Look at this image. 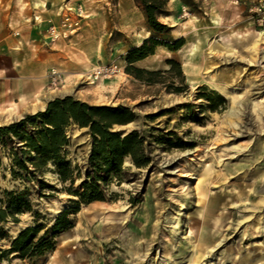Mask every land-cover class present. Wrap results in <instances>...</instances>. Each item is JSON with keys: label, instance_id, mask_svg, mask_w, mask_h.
Returning <instances> with one entry per match:
<instances>
[{"label": "rangeland", "instance_id": "rangeland-1", "mask_svg": "<svg viewBox=\"0 0 264 264\" xmlns=\"http://www.w3.org/2000/svg\"><path fill=\"white\" fill-rule=\"evenodd\" d=\"M79 1L65 5L61 15L66 30L77 28L70 33L90 20L65 55L75 70L67 75L54 69L59 80L53 87L51 69L44 107L26 108L36 97L7 103L0 126L65 96L123 106L134 120L112 130L143 137L149 163L137 168L124 158L121 174L103 189L105 200L73 212L74 198L63 190L69 183L59 181L51 162L36 175L39 182H26L11 173V145L0 146V207L9 192L23 194L30 205L15 214L16 222L0 223V264H264V26L250 17L253 0L244 10L226 0H167L158 15L168 27L163 34L148 29L135 0ZM153 35L163 42L184 39L176 51L159 46L148 56L161 71L169 68L167 60L177 61L183 84L174 73L146 84L126 72L127 52ZM171 85L182 91L169 92ZM198 86L219 94L223 103L197 98ZM223 88L239 94L234 103ZM8 109L12 119L6 118ZM66 134L61 155L80 172L75 186L84 177L92 140L87 128L75 125ZM65 209L73 212V227L55 238L52 250L32 260L13 253L1 258L21 230L46 229Z\"/></svg>", "mask_w": 264, "mask_h": 264}, {"label": "trees", "instance_id": "trees-1", "mask_svg": "<svg viewBox=\"0 0 264 264\" xmlns=\"http://www.w3.org/2000/svg\"><path fill=\"white\" fill-rule=\"evenodd\" d=\"M135 2L143 10L148 29L156 34L167 31L168 27L158 21V15L163 12L167 0H135ZM183 44V38L172 42L160 41L154 35L146 38L139 46L127 52L126 72L146 84L155 83L156 76L174 73L179 83L183 84L184 76L180 64L175 60L166 61L169 68L165 71L145 70L134 66L135 62L153 55L156 47L163 46L170 51H176ZM171 86L169 92L182 91L181 87ZM196 93L197 98L205 99L214 106L223 103V98L219 94L214 91L207 93L205 86H198ZM134 117V113L123 106L89 105L70 96L55 98L47 102L44 110L0 126V146L5 149L8 143L11 145L7 151V156L11 160V173L26 182L33 180L39 182L36 175L45 172L48 163L51 162L59 181L64 184L69 183V187L63 190L74 198L72 200L75 205L72 209L74 212L81 204L105 200L103 189L111 176L121 174L124 158L129 157L137 168L148 165L149 159L144 152L143 137L136 131L123 134L112 130L114 125L129 124ZM71 125L87 128L92 140L84 177L75 186L74 181L80 177V172L78 168L71 169L61 155L63 149L68 146L66 129ZM74 171H76L75 176ZM41 186L52 188L45 183H41ZM7 196L9 200L5 208L0 207V223L8 219L16 222V213L30 210V205L23 194L9 192ZM72 211L63 210L46 229L41 225L24 228L11 240L10 247L1 253V258L7 259L12 253L21 260H32L43 256L54 248L56 237L73 227L69 217Z\"/></svg>", "mask_w": 264, "mask_h": 264}, {"label": "crops", "instance_id": "crops-1", "mask_svg": "<svg viewBox=\"0 0 264 264\" xmlns=\"http://www.w3.org/2000/svg\"><path fill=\"white\" fill-rule=\"evenodd\" d=\"M78 2L0 0V111L6 109L7 103L28 102L35 97L37 102L26 108L30 111L42 109L50 89L49 71L58 69L67 75L73 73L75 67L70 62L65 64V55L71 53L74 43L85 35V24L90 20L82 22L80 31L70 33L77 28L66 30L61 15L65 5ZM225 2L237 3L244 10L251 0ZM149 58L135 62L134 66L145 70L161 68L158 63L152 65ZM195 69L193 65L190 70L193 73ZM8 110L6 118L12 119L15 113Z\"/></svg>", "mask_w": 264, "mask_h": 264}, {"label": "built area", "instance_id": "built-area-1", "mask_svg": "<svg viewBox=\"0 0 264 264\" xmlns=\"http://www.w3.org/2000/svg\"><path fill=\"white\" fill-rule=\"evenodd\" d=\"M248 11L250 12V17L254 19L258 25L264 26V0H253ZM98 72L100 73L101 71ZM50 75L51 85L54 87L58 83L59 77L54 70L51 71Z\"/></svg>", "mask_w": 264, "mask_h": 264}, {"label": "bare ground", "instance_id": "bare-ground-1", "mask_svg": "<svg viewBox=\"0 0 264 264\" xmlns=\"http://www.w3.org/2000/svg\"><path fill=\"white\" fill-rule=\"evenodd\" d=\"M193 72H195V71H193ZM216 89H217V88H216ZM219 90H220V89H219ZM222 90L226 93L227 96L230 97V104H231V103H234L235 99H236L237 96L239 95V94L236 93L235 91H233V90H229V89H227V88H223ZM253 107L255 108L256 105L253 104ZM231 110H232V109H231ZM230 112H231V111H230ZM190 179H195V178H194V177H190Z\"/></svg>", "mask_w": 264, "mask_h": 264}]
</instances>
